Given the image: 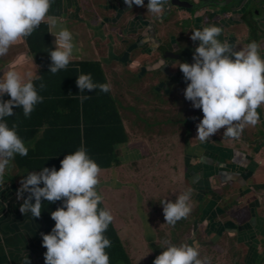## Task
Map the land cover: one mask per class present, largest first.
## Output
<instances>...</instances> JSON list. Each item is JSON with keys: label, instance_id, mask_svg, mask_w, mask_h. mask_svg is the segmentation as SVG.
Segmentation results:
<instances>
[{"label": "crops", "instance_id": "0c3cea01", "mask_svg": "<svg viewBox=\"0 0 264 264\" xmlns=\"http://www.w3.org/2000/svg\"><path fill=\"white\" fill-rule=\"evenodd\" d=\"M121 2L123 0H55L50 15L56 16L58 25L73 35L76 47L70 62H98L114 98L120 103L119 112L128 141L115 147L119 164L102 169L98 192L103 197L104 208L113 215L111 223L130 264H153L167 247L165 241L197 246L200 258L207 257L209 264H257L264 248L243 247L244 244L238 242L239 235L225 234L230 221L222 213L227 199L223 183L228 180L234 183L231 192L234 191L235 199L239 185L233 178L237 175L257 170L264 183V105L257 109L260 122L255 127L245 126L239 139L224 136L221 129L202 143L196 138V125L203 114L196 113L190 117L195 119V127L181 121L176 125L173 124L176 120L167 121L170 123L167 127L174 129L168 138L159 136L160 122L156 120L153 125L156 130L151 135L137 130L139 123L137 121L136 125L131 117L134 112L142 110L147 114L144 124L152 118L151 112L166 117L162 111L167 107L157 100L164 101L167 96H172L171 99L175 96V101L183 100L184 95L180 91L160 89V80L166 75H159V69L145 71L147 63L144 61L151 65L159 58L154 53L151 59L141 55L142 51H150L147 47L151 42L146 41L152 39L147 25L156 15L147 12L148 0H144V7L133 5L125 12ZM227 2L230 4L222 9L212 8L220 13L213 18L209 16L211 11L200 13L203 21L197 22V28L213 25L222 28L220 39L227 37L223 41L237 50L255 41L262 57L264 0ZM230 35L234 38H229ZM51 36L55 43V37ZM140 36L147 39L146 43L139 40ZM139 46L142 48L135 49ZM8 70H15L32 82L42 77V66L32 53L28 37L0 57V76ZM29 73L33 75L29 77ZM62 75V72L48 75L45 90L66 91L64 82L63 87L56 82L65 77ZM38 90L42 91L40 87ZM176 107L172 109L174 115L177 111L193 109L190 101ZM69 114L70 111L63 114V118L74 116ZM13 161L0 185V264H24L26 253L30 264H44L46 249L42 247V234L49 233L42 216L34 218L31 213L24 215L19 211L23 199L17 200L16 194L21 180ZM189 191L191 213L174 226L167 224L160 203L174 202ZM232 208L235 215L237 208ZM237 224L235 222V226Z\"/></svg>", "mask_w": 264, "mask_h": 264}, {"label": "clouds", "instance_id": "9594fccd", "mask_svg": "<svg viewBox=\"0 0 264 264\" xmlns=\"http://www.w3.org/2000/svg\"><path fill=\"white\" fill-rule=\"evenodd\" d=\"M54 2L0 0V57L6 56L12 46L23 42L46 21L56 45L55 50L49 52V72L55 74L67 67L76 46L72 33L58 25L56 16L50 15ZM123 2L128 9L133 5L145 6L144 0ZM170 6V0H148L146 7L147 12L162 15ZM222 31L214 25L192 31L190 39L199 42L194 49L193 63H179L187 82L184 98L203 114L196 125V138L202 143L221 129H224V136L239 139L245 126L255 127L260 122L257 109L264 105V58L260 55L258 43L252 41L237 50L220 39ZM164 61H160V68L167 65ZM44 87L41 83L40 88ZM76 87L80 93L97 89L103 93L111 91L109 83L97 84L91 74L79 75ZM4 95L10 99H0V185L15 155L28 154L16 125L10 128L4 118L12 116L16 107L22 108L24 116L29 117L34 107L43 102L32 80H26L15 70H8L0 76V97ZM89 98L81 95L80 101L83 103ZM101 173L100 166L81 146L60 161L59 170L43 168L28 173L21 180L16 194L17 200L23 199L19 208L21 214L31 213V217L39 218L42 199L49 203L62 201V206L50 214L55 222L51 232L42 234V247L46 249L44 264H110L106 249L111 247V241L104 233L113 221V215L108 209L99 207L103 203L98 192ZM190 198L189 191L179 195L174 202L164 200L160 203L167 224L174 226L187 218L191 213ZM165 243L167 247L156 256L153 264H209L207 257L200 258L197 246ZM24 264H30L27 253Z\"/></svg>", "mask_w": 264, "mask_h": 264}, {"label": "trees", "instance_id": "16d2710c", "mask_svg": "<svg viewBox=\"0 0 264 264\" xmlns=\"http://www.w3.org/2000/svg\"><path fill=\"white\" fill-rule=\"evenodd\" d=\"M30 48L35 55L38 64L42 66V77L33 84L37 90L40 83L46 84L49 79L51 59L49 52L55 50L53 37L49 33L47 23L40 26L28 36ZM65 77L56 82L66 91H46V87L37 91L43 97V102L34 107L29 117H25L22 108H13V115L5 117L11 128L16 125L17 134L24 141L28 149L26 156L16 154L14 165L18 170V176L24 179L30 172H39L43 168H55L59 170L60 161L68 154L74 153L83 146L87 154L101 169H107L119 164L116 146L128 141L123 118L120 115V103L114 98L112 92L103 93L97 89L89 92L76 87V78L81 74H91L93 82L97 84L107 83L103 70L98 62H69L65 69H61ZM56 75L55 77H58ZM75 91L71 92L70 89ZM39 89V88H38ZM90 96L81 103L80 96ZM7 101L8 95L0 97ZM70 111V118H63V114ZM35 144L30 146L29 144ZM41 187L43 185H40ZM62 206V201L49 203L42 199L41 216L47 227L48 233L54 227L51 212ZM99 207L104 208L103 204ZM111 241V247L106 249L110 258V264H130L128 256L112 225L109 224L104 233Z\"/></svg>", "mask_w": 264, "mask_h": 264}, {"label": "flooded vegetation", "instance_id": "af4514ba", "mask_svg": "<svg viewBox=\"0 0 264 264\" xmlns=\"http://www.w3.org/2000/svg\"><path fill=\"white\" fill-rule=\"evenodd\" d=\"M153 19L151 24L147 25V28L150 29L149 38L153 39L147 48L149 50L156 48L160 59L162 53L169 58L166 62L167 65L159 69V75H166L161 78L160 84L158 83L160 89L181 91L180 88L182 87L184 90L187 82L179 69V63H193L192 56L199 42L192 41L190 36L192 31L198 29L197 21H194L192 13L175 8L171 12L165 11L162 15L156 14ZM258 176L257 170H253L233 178L239 185V191L236 192L238 194L237 199L234 198V191L231 192V187H235L234 183L230 180L223 183L227 199L225 206L222 207V213L230 221L225 234L228 236L231 234L239 235L241 238L237 240L240 244H244L243 247L247 245V247L254 246V248L263 249L264 183H261L263 179ZM231 205L237 208L235 215H233ZM235 222L238 223L236 226Z\"/></svg>", "mask_w": 264, "mask_h": 264}, {"label": "rangeland", "instance_id": "374dc122", "mask_svg": "<svg viewBox=\"0 0 264 264\" xmlns=\"http://www.w3.org/2000/svg\"><path fill=\"white\" fill-rule=\"evenodd\" d=\"M92 58V57H90ZM143 63H148L146 61H144ZM187 86V85H186ZM185 86V88H186ZM141 89V88H140ZM180 92L183 93V89L182 87L180 88ZM179 92V91H177ZM179 95V94H178ZM172 96H167V97H164L165 100L163 101V99H160V100H157L159 101L160 105L163 106V107H167L165 110L167 111H162L165 113L166 117H163V115L161 114L160 117L158 115H156L155 112H151L152 114V118L150 117L148 120H146L145 124L143 123L144 119L146 118L147 114L140 110V111H136L134 112V114L131 116L132 119L135 120L136 122V125H137V121H138V129L137 130H140V131H145L147 134H152V132H154V130H156L153 125H154V121L156 120L158 123L160 122L159 124V127L157 128L158 132H159V136H161V138L165 137V138H168L169 137V132L174 130V129H171L172 127H167L169 124L167 123L170 122V121H174L176 120L175 123L173 124H177L179 123V121L181 122H185V124L188 126H193L195 127L196 125V121L195 119L191 120V116L194 115L195 113L199 116V114H202V112L199 110V109H189L187 108V110H181V111H177V113H175L176 115L173 114V111L172 109L176 106L177 109L180 107L181 103L184 104V103H188L189 104V101H186L184 96L182 97L183 100H181V98H177V101H175L176 97L173 96V98L171 99ZM129 98V97H128ZM151 98V97H150ZM162 98V97H161ZM129 105V103H128ZM159 117V118H158ZM164 118V119H163ZM189 118V119H188ZM203 116L200 118L202 119ZM143 119V120H142ZM167 119V120H166ZM182 119V120H181ZM199 119V118H198ZM141 121V122H139ZM193 121V122H191ZM200 122V120H198V123ZM143 123V124H142ZM153 123V124H151ZM167 123V124H166ZM142 127H145L144 130L141 128ZM182 129H184V127L182 126ZM172 137V136H171ZM166 142V141H165ZM18 180H21V178L18 176Z\"/></svg>", "mask_w": 264, "mask_h": 264}, {"label": "water", "instance_id": "95a60500", "mask_svg": "<svg viewBox=\"0 0 264 264\" xmlns=\"http://www.w3.org/2000/svg\"><path fill=\"white\" fill-rule=\"evenodd\" d=\"M122 1V0H121ZM232 1V0H230ZM122 6H123V10L124 12L128 10L127 6L124 4V2H121ZM170 4L171 6L170 7H167L165 11H172L174 8L175 9H178V10H181V11H186L188 13H192L193 14V19L194 21H197V22H200V20H202V17H201V14L202 12H210L209 13V16L211 18H213L214 16H217V15H220L219 12H215L212 10V8H217V9H222L223 7H226L228 6L230 3L227 2V0H225L224 2H218V1H215V0H170ZM168 9V10H167ZM169 14V12H168ZM199 14V15H197ZM203 21V20H202ZM203 27H201L202 29ZM232 35H230L229 38H234V37H231ZM140 41H144V43L146 42H152L153 39L151 41H146L147 40L145 37V39L142 38V36L139 37ZM224 38H227V37H223L221 38V40L223 41ZM139 41V42H140ZM143 43V44H144ZM138 48H142L141 46L135 48V49H138ZM264 50V49H263ZM155 54V55H158V51L157 49L155 48V50H150V51H146V52H141V55L143 56H147L148 58L147 59H151L153 58L154 55L152 54ZM159 57V55H158ZM262 57H264V55H262ZM165 60L164 63L166 64L167 60L169 59L165 54L163 55L162 53V57L161 59L160 58H157L156 59V62L155 63H152L151 65H149L150 63L148 62L147 65L145 66V71L147 72H154V71H157L158 69H160V61L161 60ZM257 264H264V254L260 255L259 257V260L257 262Z\"/></svg>", "mask_w": 264, "mask_h": 264}, {"label": "built area", "instance_id": "2783aa9c", "mask_svg": "<svg viewBox=\"0 0 264 264\" xmlns=\"http://www.w3.org/2000/svg\"><path fill=\"white\" fill-rule=\"evenodd\" d=\"M43 23H46V21L45 22H43ZM42 24V23H41Z\"/></svg>", "mask_w": 264, "mask_h": 264}]
</instances>
